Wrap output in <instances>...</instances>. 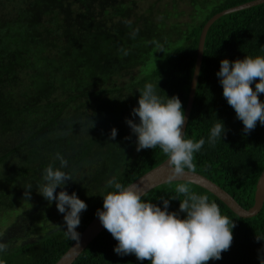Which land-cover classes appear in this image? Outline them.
Here are the masks:
<instances>
[{
  "label": "trees",
  "instance_id": "trees-1",
  "mask_svg": "<svg viewBox=\"0 0 264 264\" xmlns=\"http://www.w3.org/2000/svg\"><path fill=\"white\" fill-rule=\"evenodd\" d=\"M141 1L0 0V212L17 215L10 225L17 234L53 227L46 236L16 246L4 236L0 243L7 249L0 252V264H55L73 244L66 227L57 230L63 225L51 219L64 214L36 190L46 167H60L57 153L67 160L61 170L73 180L56 193L75 192L88 206L80 214V234L103 209V196L114 190L106 187L109 179L127 186L167 158L158 146L136 151L137 137L125 121L139 122L131 116L139 91L149 82L158 85L157 94L165 100L178 96L185 112L203 26L214 14L251 0H172L146 10ZM180 13H188L189 21L170 20ZM245 56H264V3L226 14L210 27L184 139L205 140L194 153L195 171L249 208L264 169V125L257 122L249 134L243 132L216 75L222 59ZM151 61L156 63L146 68ZM259 99L264 102V94ZM218 120L226 135L213 145L208 139ZM113 128L114 140L109 138ZM180 182L186 181L164 183L142 199L162 209L161 197L169 199L168 211L183 219L180 200L171 199ZM29 184L31 198L25 200ZM188 184L236 225L230 249L207 264H260L264 204L257 215L240 217L207 189ZM117 243L104 229L72 264H150L134 254L117 255Z\"/></svg>",
  "mask_w": 264,
  "mask_h": 264
},
{
  "label": "clouds",
  "instance_id": "clouds-1",
  "mask_svg": "<svg viewBox=\"0 0 264 264\" xmlns=\"http://www.w3.org/2000/svg\"><path fill=\"white\" fill-rule=\"evenodd\" d=\"M216 75L223 88V97L243 123V132L249 134L257 122L264 125V102L259 99V95L264 94V56H245L234 61L222 59ZM257 79L259 82L255 83L254 90L251 85ZM157 86L149 82L139 91L138 107L131 111V116L138 117L139 122L128 118L125 122L137 137V152L158 146L168 157L171 183L185 176V169L195 172L194 153L200 151L205 140L194 142L183 138L185 114L182 102L176 95L162 99L156 92ZM225 135L224 124L218 120L210 131L208 142L214 145ZM116 136L117 129H111L109 138L114 140ZM56 159L60 161V167H46L43 182L36 185V190L49 204L55 201L58 212L64 214L65 236L79 244L80 233L76 229L81 222L80 214L88 206L75 192L71 195L66 190L56 193L58 187L63 189L73 180L70 174L61 170L67 167V160L59 153ZM32 187L29 184L24 188L25 200L31 198ZM106 187L114 190L103 196V209H97L95 215L118 242L114 247L117 255L134 254L138 260H148L150 264H207L210 260L222 259V253L231 247L235 222L221 215L217 203L209 202L206 195L190 191L188 182L178 183L175 188L178 195L171 198L180 200L179 212L186 213L183 219L177 212L168 211L169 199L161 197L162 209L145 202L143 193L133 185L124 186L114 177L107 181ZM179 194L184 196L183 200ZM6 249V244L0 243V252ZM258 259L264 264V254Z\"/></svg>",
  "mask_w": 264,
  "mask_h": 264
},
{
  "label": "water",
  "instance_id": "water-1",
  "mask_svg": "<svg viewBox=\"0 0 264 264\" xmlns=\"http://www.w3.org/2000/svg\"><path fill=\"white\" fill-rule=\"evenodd\" d=\"M264 3V0H251L248 2H244L242 4L226 8L216 14H214L203 26L198 49H197V58L194 68V73L191 81V87L189 92V97L185 109V124L182 127L183 138L187 129V125L189 122V117L191 114L192 106L195 99L197 84L199 80V75L202 67L203 55L206 37L208 31L212 24L219 19L220 17L230 14L235 11L243 10L250 8L255 5H259ZM185 176L178 178L176 181H186L191 182L196 185H199L211 193H213L216 197L222 200L233 212H235L240 217H252L257 215L263 207L264 204V169L259 177L254 204L246 208L242 206L233 195H231L226 189L220 186L215 181L211 180L207 176L195 171L189 172L185 169ZM169 174H170V166L168 164V157L161 162L159 165L145 172L143 175L135 179L129 185H133L139 192L143 193L144 196L147 192L158 187L164 183L169 182ZM127 185V186H129ZM105 228L99 221V218L95 216L92 221L87 225V227L80 234L79 244L76 241L69 247V249L55 262V264H72L77 257L84 251V249L94 240V238L99 235Z\"/></svg>",
  "mask_w": 264,
  "mask_h": 264
},
{
  "label": "rangeland",
  "instance_id": "rangeland-1",
  "mask_svg": "<svg viewBox=\"0 0 264 264\" xmlns=\"http://www.w3.org/2000/svg\"><path fill=\"white\" fill-rule=\"evenodd\" d=\"M172 0H142L140 2V8L141 10H146L151 3H156L157 6H159V4H165V2L168 3V5H172L171 3ZM179 11V10H178ZM183 17V18H182ZM170 20L172 21H189V17H188V13H185L183 16L180 13L179 17H174L171 16ZM181 28L187 29L186 25H182ZM159 37L162 38H166V36L164 34H160ZM183 39L180 40V43H183ZM156 63V61H151L148 64L144 65L146 68H149L152 64ZM4 169H2L3 172ZM32 205L35 207L36 205V201H33ZM64 215H56V216H52V222H54V224L56 225H63L60 228H56L57 230L63 229L65 228V224H64V219H63ZM7 217H9V220L7 219ZM3 215V211L0 212V241L5 237H8L11 239L12 241V245L16 246L19 243H21L23 240H28L30 238H34V239H38L41 237L46 236L47 234H49L50 231L53 230V227L48 226V224H45V226L40 229V230H35L34 228H30L26 233L22 234H17L15 233L16 231H10L11 228V223L16 219V217H14L13 215H8V216ZM14 219V220H13ZM11 225V226H10ZM37 231V233L35 232ZM23 236V237H22ZM22 239V240H21Z\"/></svg>",
  "mask_w": 264,
  "mask_h": 264
}]
</instances>
